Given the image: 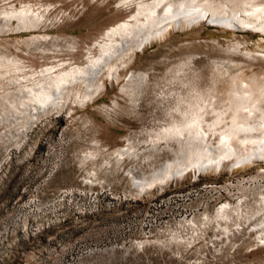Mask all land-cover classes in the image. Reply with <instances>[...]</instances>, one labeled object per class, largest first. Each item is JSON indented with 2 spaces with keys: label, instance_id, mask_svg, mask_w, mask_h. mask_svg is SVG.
I'll return each mask as SVG.
<instances>
[{
  "label": "rangeland",
  "instance_id": "374dc122",
  "mask_svg": "<svg viewBox=\"0 0 264 264\" xmlns=\"http://www.w3.org/2000/svg\"><path fill=\"white\" fill-rule=\"evenodd\" d=\"M119 1L0 0V264H264L259 221L251 224L264 192L259 166L190 171L152 188L135 180L180 149L154 132L199 112L230 120L239 58L247 69L264 65L250 51L260 32L205 22L172 31L133 54L86 106L68 100L31 115L17 70L57 55L82 61L133 12ZM25 4L39 22L5 14ZM246 200L230 217L215 214Z\"/></svg>",
  "mask_w": 264,
  "mask_h": 264
},
{
  "label": "bare ground",
  "instance_id": "6f19581e",
  "mask_svg": "<svg viewBox=\"0 0 264 264\" xmlns=\"http://www.w3.org/2000/svg\"><path fill=\"white\" fill-rule=\"evenodd\" d=\"M117 6L134 10L105 29L92 44L94 51L91 50L82 61L57 55L56 60L39 69L29 70L25 68L27 65H22L17 70L21 73L17 81L26 94L32 116L45 108L66 104L68 100L75 101V106H86L109 79L119 80L133 54L141 53L147 45L165 38L172 31L187 29L200 22L260 32L262 39L256 41L250 51L264 58V0H120ZM5 14L10 19L40 20L37 11L28 4L5 11ZM237 64L239 72L229 82L232 102L229 108L233 111L230 120H223L221 114L209 123L204 112H195L196 117L189 121L182 124L176 121V125L154 132L158 142L172 140L180 149L175 151L173 159H168L147 176L135 179L138 187L162 186L168 178L177 179L190 171L197 173L203 169H210L213 174L217 171L237 173L257 165L264 170V65H250L247 69L243 58H239ZM134 77L131 71L128 80ZM126 153L125 149L120 151L122 156ZM256 203L252 216L255 219L250 220L251 224L259 221L253 224V231L260 235L259 244H264V192ZM246 204L247 200L238 202L237 206L225 202L215 214L219 218L230 217L232 210L241 211V206Z\"/></svg>",
  "mask_w": 264,
  "mask_h": 264
}]
</instances>
